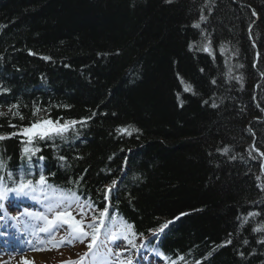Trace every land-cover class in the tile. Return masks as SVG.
<instances>
[{
    "label": "trees",
    "instance_id": "trees-1",
    "mask_svg": "<svg viewBox=\"0 0 264 264\" xmlns=\"http://www.w3.org/2000/svg\"><path fill=\"white\" fill-rule=\"evenodd\" d=\"M205 33L234 46V66ZM0 113V172L34 120H84L75 148L42 145L54 181L103 200L127 161L112 199L137 230L186 211L170 254L264 264V0H0Z\"/></svg>",
    "mask_w": 264,
    "mask_h": 264
},
{
    "label": "snow or ice",
    "instance_id": "snow-or-ice-1",
    "mask_svg": "<svg viewBox=\"0 0 264 264\" xmlns=\"http://www.w3.org/2000/svg\"><path fill=\"white\" fill-rule=\"evenodd\" d=\"M207 50V49H205ZM47 59V58H46ZM186 91H191V86L186 85ZM7 91V89H5ZM215 106V105H213ZM15 107V106H13ZM18 114V113H16ZM2 115V113H0ZM22 118V117H21ZM48 124H52L51 121L47 122ZM58 123V122H57ZM76 122L73 121L72 124ZM37 125H33V129H35ZM69 130V126L66 122L65 126L62 127H50L47 129H42L40 131L32 132V129H26L25 132H32L33 136H38L40 138H45L50 135H62L64 132ZM121 131L127 132L128 129H121ZM130 134V133H129ZM11 135H16V133H12ZM7 137L0 135V140L6 139ZM31 142V139L30 141ZM40 151L38 148H25L24 152L26 154L31 153L34 155L36 152ZM227 151V149H225ZM31 157L29 156V159ZM40 159H43L41 157ZM61 159H64L61 157ZM5 167L3 161H0V168ZM9 178H11L12 173H8ZM115 184V181L113 182ZM112 189V185L107 186V191L110 192ZM44 194L48 196L51 202L48 204L47 209L48 212L54 213V215L49 218L48 216L44 215L43 213H35L30 212L27 209L21 215L35 217L36 219L44 221V226L40 228L41 232L51 234L57 228L62 226H67L69 229V235L67 238V242H71L74 239H79L83 242L86 238L90 237V243L88 244V248L92 250L98 244V237L101 232V228L105 227V220L108 218L109 213L108 209L104 208L102 211L99 212V217L93 215V219L91 222L87 223V228L91 229V231L85 230V217L87 215L85 209L91 210L92 204L89 201H84L83 204L80 203V197L71 191H64L56 186L50 185L47 182L46 177L41 174L38 180L26 179L24 177L19 178L18 182L15 184V187H7L3 184V177H0V200L6 199L9 194H14L17 197H31L33 199H37V194ZM73 204L76 205L78 209V214L80 216L79 219L76 218L71 211H64V209H71ZM249 215H254L250 213ZM5 217L0 215V220H4ZM12 219H17V217H12ZM98 221V223H97ZM167 227V224H163L160 226V229L156 231H163V229ZM259 230V229H257ZM155 234V233H154ZM137 234L133 231V225L125 221L123 218L119 217H111V225L107 227V231L105 232V236L108 241L112 242L113 244H117L119 241H125L127 244H130L133 248L136 245L133 243V240L130 237H135ZM142 235V234H141ZM53 244V246L58 247L59 243H63L64 239L60 242H56L55 240L49 241ZM230 243V241H229ZM112 248L107 249L106 254H112ZM123 251H127L124 249ZM158 255L163 256V253H157ZM89 255V253H85V256ZM117 258L121 256V252H115ZM211 255V253H209ZM167 259V257H165ZM84 257H81L80 260L82 261ZM182 260L183 257H180ZM70 264H80L79 261L70 262ZM117 264H132L131 258L127 260L118 259ZM171 264H176L175 261H172Z\"/></svg>",
    "mask_w": 264,
    "mask_h": 264
},
{
    "label": "bare ground",
    "instance_id": "bare-ground-1",
    "mask_svg": "<svg viewBox=\"0 0 264 264\" xmlns=\"http://www.w3.org/2000/svg\"><path fill=\"white\" fill-rule=\"evenodd\" d=\"M249 6H251V5H249ZM252 7V6H251ZM214 11V10H213ZM212 11V12H213ZM256 16H257V18H260V15L256 12V13H254ZM207 21H206V19H204V17H202V18H199L198 19V21H197V29H199L200 27H201V25H204V23H206ZM213 35L214 34H209L208 33V35L205 33V34H203V36L207 39V40H205V41H208V43H211V44H216V48H217V50L219 51L218 53L219 54H222V55H225V56H227V57H229V59H227V60H223V66H225V67H228V66H234L235 64H234V62H233V60L235 59V58H233V56L234 57H238V54L235 52V51H232V48L234 47V46H232V44L231 43H229L228 41H226L224 38H219L218 40H216V41H213ZM205 45V44H204ZM209 49H207V50H205L206 48L205 47H203L202 48V51H204L205 53H207L210 57H213L214 59H216L217 57H216V54H218V53H216L214 50H212L211 48H214V47H211V46H209L208 47ZM256 55L259 57L260 56V52H259V49L257 48L256 49ZM258 57L256 58V61H257V59H258ZM34 121H36V122H34L33 124H31V126L30 127H28V128H32L33 129V125L35 124V125H37V126H39V124H40V122L39 121H37V120H34ZM69 122H71V121H68V126H69V134H68V136H64L65 134H67V133H63L62 134V141H63V144L65 145V144H71L72 145V147L73 148H75L74 146L75 145H77V143L78 142H80V141H82V140H85L84 138V135H82L81 136V138L78 136V134L77 133H75L74 132V130L73 129H71L70 128V124H69ZM87 122L86 121H84V120H78V122H77V126L79 127V132H80V128L81 129H86V126H87V124H86ZM60 123L58 122H54L53 124H52V126L53 127H56L57 125H59ZM36 138V140H39L37 137H35ZM129 151H130V149H128L127 150V153H129ZM10 161H11V164L9 163V168H11V169H13L14 170V173H15V175H18L19 173H20V170H19V168H21V166H23L24 165V161H21L20 162V164L18 163L17 164V161H15L13 158H11V159H9ZM125 163H127V161H124L123 162V166L122 167H120L119 165L118 166H116V165H112V166H110L109 167V170H113V171H110L109 173L111 174V175H113L114 174V172L116 171L117 172V174H118V176H114L113 178H112V180H125L126 178H127V174L124 176L123 175V172H124V166H125ZM22 164V165H21ZM27 168H31L32 166H33V164H31L30 162H27V164L25 165ZM54 166H57L56 164H54ZM120 167V168H119ZM64 169V168H63ZM108 169V168H107ZM125 171H127V169L125 170ZM129 175V174H128ZM112 177V176H111ZM122 188V187H121ZM79 190V192H80V195L82 196V197H84V198H87L88 197V195L89 196H91L92 197V199L94 200V201H98L97 200V198L93 195V194H95L94 193V191H89V190H87L85 187H83V186H81V188L80 189H78ZM101 196H103V198H104V196H105V192L103 191L102 192V194H101ZM115 208H116V210H118L119 212H121L125 217H127V215H126V213L124 212V210L122 209V208H120L119 206H115ZM186 212V211H185ZM185 212H179V213H177V214H175L174 215V218H176V217H178L177 219H179L180 217H182V215H183V213L185 214ZM176 219V220H177ZM175 220V221H176Z\"/></svg>",
    "mask_w": 264,
    "mask_h": 264
},
{
    "label": "rangeland",
    "instance_id": "rangeland-1",
    "mask_svg": "<svg viewBox=\"0 0 264 264\" xmlns=\"http://www.w3.org/2000/svg\"><path fill=\"white\" fill-rule=\"evenodd\" d=\"M21 134H22V132L21 133L19 132V135H21Z\"/></svg>",
    "mask_w": 264,
    "mask_h": 264
}]
</instances>
